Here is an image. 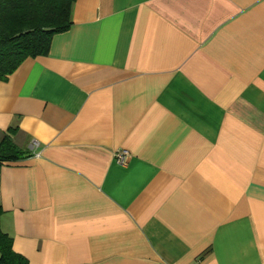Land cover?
<instances>
[{"label": "crops", "instance_id": "crops-1", "mask_svg": "<svg viewBox=\"0 0 264 264\" xmlns=\"http://www.w3.org/2000/svg\"><path fill=\"white\" fill-rule=\"evenodd\" d=\"M9 127L28 264H264V0H75L0 82Z\"/></svg>", "mask_w": 264, "mask_h": 264}, {"label": "trees", "instance_id": "trees-1", "mask_svg": "<svg viewBox=\"0 0 264 264\" xmlns=\"http://www.w3.org/2000/svg\"><path fill=\"white\" fill-rule=\"evenodd\" d=\"M75 0H0V82L28 57L47 54L54 34L71 25ZM17 127H9L0 139V166L22 160L30 152L12 139ZM0 207V216L2 214ZM0 264H28L14 251L12 238L0 227Z\"/></svg>", "mask_w": 264, "mask_h": 264}, {"label": "built area", "instance_id": "built-area-1", "mask_svg": "<svg viewBox=\"0 0 264 264\" xmlns=\"http://www.w3.org/2000/svg\"><path fill=\"white\" fill-rule=\"evenodd\" d=\"M36 145H37L36 141H33L31 143V147H34ZM128 156H129V153L125 149H118L114 152V158L116 159L117 162H120V163H125Z\"/></svg>", "mask_w": 264, "mask_h": 264}]
</instances>
